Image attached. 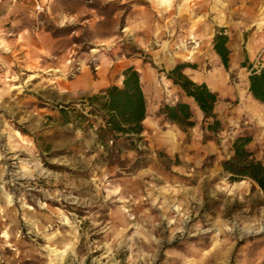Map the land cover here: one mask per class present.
<instances>
[{
	"label": "rangeland",
	"instance_id": "rangeland-1",
	"mask_svg": "<svg viewBox=\"0 0 264 264\" xmlns=\"http://www.w3.org/2000/svg\"><path fill=\"white\" fill-rule=\"evenodd\" d=\"M251 1L46 0L33 32L0 39V264H264V190L222 167L241 134L264 162V103L248 92L264 0ZM239 27L225 68L213 37ZM178 63L218 94V134L197 110L188 129L159 115L188 100L166 76ZM131 65L144 130L103 147L86 99Z\"/></svg>",
	"mask_w": 264,
	"mask_h": 264
},
{
	"label": "trees",
	"instance_id": "trees-1",
	"mask_svg": "<svg viewBox=\"0 0 264 264\" xmlns=\"http://www.w3.org/2000/svg\"><path fill=\"white\" fill-rule=\"evenodd\" d=\"M229 37L223 29H219L212 40V47L225 68L229 66L231 51L228 47ZM188 64H176L167 73L188 99L178 100L172 104L159 107L158 113L165 120L182 129L194 127L197 123L195 110L201 115V128L212 135L222 130V123L215 112L219 100L218 94L212 91L204 81H194L184 73ZM120 84H112L99 93L87 97L89 114L98 115L102 124L96 134L103 147L106 141L116 143L119 139L130 140L139 136L144 130L147 117V106L144 91L140 82V74L134 66L122 71ZM248 92L252 98L264 103V66L252 68L248 76ZM62 116L68 121V111L62 109ZM79 119L83 115H77ZM252 136L241 134L231 144V156L222 161L223 170L230 181L250 179L264 190V162L255 158L249 144Z\"/></svg>",
	"mask_w": 264,
	"mask_h": 264
},
{
	"label": "crops",
	"instance_id": "crops-1",
	"mask_svg": "<svg viewBox=\"0 0 264 264\" xmlns=\"http://www.w3.org/2000/svg\"><path fill=\"white\" fill-rule=\"evenodd\" d=\"M46 0H4L0 4V39L8 38L15 39L17 36H21L27 33L33 32L34 22L32 18L34 13H39L37 10L38 6H41V11H43L44 3ZM228 0H222L221 6L227 3ZM248 1V0H245ZM249 4L252 8H258L259 2L256 0L251 1ZM239 34L234 33V35H229L228 47L231 54H234L235 60L240 58L243 54L242 47L244 44V37L242 32L244 31L239 27ZM36 29H39L36 28ZM233 36V37H232ZM261 40V39H260ZM257 36L250 38L248 41V47H245L247 51L255 52L258 50L257 46Z\"/></svg>",
	"mask_w": 264,
	"mask_h": 264
},
{
	"label": "built area",
	"instance_id": "built-area-1",
	"mask_svg": "<svg viewBox=\"0 0 264 264\" xmlns=\"http://www.w3.org/2000/svg\"><path fill=\"white\" fill-rule=\"evenodd\" d=\"M3 1H4V0H0V4H1ZM41 8H42L41 6H38V7H37V10L41 11Z\"/></svg>",
	"mask_w": 264,
	"mask_h": 264
}]
</instances>
